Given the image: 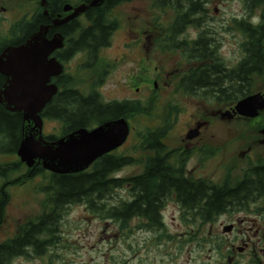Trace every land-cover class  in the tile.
Returning a JSON list of instances; mask_svg holds the SVG:
<instances>
[{
	"label": "rangeland",
	"instance_id": "374dc122",
	"mask_svg": "<svg viewBox=\"0 0 264 264\" xmlns=\"http://www.w3.org/2000/svg\"><path fill=\"white\" fill-rule=\"evenodd\" d=\"M152 5V0H131L108 12V18L115 22L116 28L110 37V44L102 50L99 61L101 66H109V74L94 90L99 93L103 102L137 98L141 108V111L136 110L129 117L132 127L130 136L126 143L115 151L116 154L133 153L138 135L158 125L170 107L177 109L178 125L169 140L174 145L178 144L179 134L184 127L211 111L209 102L204 98L174 93L173 87H170L171 83L165 87V76L172 72L174 79H178L179 68L184 64L180 51L168 52L156 48L155 33L159 31L155 30L154 19L159 18L166 23L173 14L171 10L161 12ZM207 8L204 26L217 33L224 55L229 59L235 56L238 58L239 56L234 54L239 46L234 37L236 28L233 22L245 17V11H248L246 0H209ZM259 10L255 8L253 11ZM198 32L191 27L186 34L188 38H195ZM83 61L81 55H78L70 62L67 71L69 80L63 87L77 88L88 94L93 91L91 82L103 67L98 70L83 69ZM155 81L163 90L152 94L150 92L155 86ZM260 84L261 82H257L253 88L259 87ZM247 119L248 121L231 125L215 123L217 137L208 142L217 146L222 156L217 164L207 165L208 169L202 177L219 182L228 163L239 168L244 166V155L250 154L256 158L264 154V142L260 136L262 134L258 132L264 126V110L257 117ZM61 126L56 120L45 119L43 134L58 136ZM134 155L136 158L139 153ZM140 156L144 158L145 155ZM5 160L14 161L18 160V157L15 154L9 157L0 156V162ZM24 167L20 173L25 172ZM143 168L142 164H129L117 172L116 176L129 178L141 173ZM46 185L47 176L45 178L43 175H35L29 181L23 180L6 186L9 200L2 212L4 220L0 223V242L14 237L21 224L42 214L47 196L42 189ZM127 198L125 191L120 189L113 194L112 202ZM249 209L234 216L243 218L246 215L259 214L256 213L255 206ZM162 216L165 230L148 231L139 228L138 219L129 221L127 226L123 227L113 219L93 213L85 204H72L64 211L54 243L42 255L18 256L10 264H247L252 259L257 260L258 264H264V257L255 258L252 249L246 256L238 254L237 247L241 246L239 238L247 224L236 226L232 232L225 233L222 231L223 226L233 223V218L229 215L213 223H187L181 219L180 210L170 204L165 206ZM254 230L247 233L253 236ZM231 255L237 256L230 261Z\"/></svg>",
	"mask_w": 264,
	"mask_h": 264
},
{
	"label": "trees",
	"instance_id": "16d2710c",
	"mask_svg": "<svg viewBox=\"0 0 264 264\" xmlns=\"http://www.w3.org/2000/svg\"><path fill=\"white\" fill-rule=\"evenodd\" d=\"M129 1L131 0H105L101 6L90 8L88 19L91 26L82 32L75 44L76 47L81 46L80 48L84 51H89V55L93 58L97 53L96 49L99 51L108 46L112 32L116 28L115 22L108 18V12ZM208 1L152 0V6L159 11L171 10L173 14L166 23H163L159 18L154 19L155 30L159 31V33H155L157 34L154 39L156 48L168 52L188 49L191 51L190 58L196 60L210 57L212 55L213 29L204 26L208 13ZM246 6L250 11L255 8H261V11H264V0H246ZM233 23L235 26H239L240 30H243V26L246 25L244 19L234 20ZM191 27L199 32L195 38L188 41L182 35ZM263 36L264 25L259 29H251L250 71H257L256 67L262 62ZM89 67L84 65L82 68L91 69ZM207 68L206 71L202 70L199 74L194 69L189 76L195 78L193 81H197V83H207L212 79V67L208 66ZM243 68L244 64L233 73L236 78L239 76L244 78V74H239ZM251 77H253V73H251ZM65 83H68V80ZM98 85L99 77L97 76L91 82L93 91L88 94L82 93L77 88L63 87L52 98L43 109L42 116L45 119L56 120L62 126L58 136L47 135L46 139L54 140L79 128L91 129L119 116L127 118L134 111L135 107L132 105L116 101L112 103L101 101L99 93L94 90ZM232 95H222L225 97L214 94L191 96H200L205 100L218 97L219 100L225 101L230 98L238 100L247 96L246 93H243V87ZM137 111H141L140 106H137ZM167 111V115L158 125L138 135L133 153L103 155L94 162L91 168L83 172L55 174L45 171L40 163L29 169L19 158L14 161H1L0 177L7 181L6 184L9 186L23 180L24 182L29 181L35 175H43L45 178L47 176V185L42 189L47 196L42 214L21 224L14 237L0 243V264H10L18 256L42 255L54 243L65 209L76 203L85 204L93 213H97L103 218L113 219L123 227H126L129 221L138 219L139 228L157 232L165 230L162 211L165 207L164 199L168 198L172 188L176 190L178 200L182 201L186 210L197 212L200 210L203 215H215L224 210L247 212L253 206L256 207V213L264 212V168L262 170L256 166L243 181L228 188L213 185L205 179L198 182V188H194L192 183L174 179L178 176L170 172V167L165 165L163 160L155 159L152 165L148 153L150 150L158 153L164 151L161 142L164 137V129L173 119L172 117H176V108L170 107ZM21 125L20 113L0 110V156L16 155L21 140ZM134 153H139V156L135 158ZM140 154L145 155V159ZM134 163L143 165L144 169L141 173L129 178L116 176V173L124 166ZM150 166H152V170H150ZM22 167L26 170L20 173ZM120 189L125 191L128 198L113 203V194ZM5 194L7 195L6 191ZM4 200L6 198L0 193V223H2ZM194 203L200 205L193 207ZM218 245L219 242H217ZM247 264L258 263L257 260L252 259Z\"/></svg>",
	"mask_w": 264,
	"mask_h": 264
},
{
	"label": "flooded vegetation",
	"instance_id": "af4514ba",
	"mask_svg": "<svg viewBox=\"0 0 264 264\" xmlns=\"http://www.w3.org/2000/svg\"><path fill=\"white\" fill-rule=\"evenodd\" d=\"M90 0H46L45 6L42 4V0H0V60L2 55L7 49L17 48L24 45L30 36L39 32L43 26H50L45 34L47 40L52 39L55 35H60L62 38V47L55 49L50 55L49 59L54 58L63 66V71L60 75L52 76L50 78V84H55L58 88V92L62 90L65 81L69 80L67 71L70 67V62L78 55L84 59L81 67L84 65L90 66L89 68L98 70L100 67L102 69L98 70L99 83H103L105 76L109 74V66L104 67L100 65L99 57L105 46L99 51L96 49V55L91 58L89 51H84L79 46L76 47V42L87 28L91 26L89 18V9L81 12L78 16L69 19L66 22L54 25V21L61 22L62 20L70 17L74 13V10L81 5H88ZM44 8L47 11H44ZM246 9L247 6H246ZM264 11H245L246 25L243 26V30H240L239 26H235L234 37L238 40V50L234 51V54L239 56L238 58L229 59L226 55L221 52V40L219 39L217 33L213 30V42L211 46L212 55L203 60H196L195 58H190L191 51L184 49L181 52L183 67L179 68L180 74L178 79H174L175 75L169 72L170 75L165 76L164 85L165 87H173L174 93L186 94V95H204V94H214V95H232L237 92L241 87H243V93L246 95L260 93L264 97V54L261 56V64L256 67L257 71H250V54H251V29H259L263 27L264 22ZM256 19V21H253ZM236 20V19H235ZM242 20V19H241ZM114 32V30H113ZM112 32V33H113ZM186 40H192L188 38L187 34H183ZM264 40V36L262 37ZM264 42V41H263ZM93 59V60H92ZM244 64L243 71L239 74H244L242 76L235 77L233 73ZM208 66L212 67L211 76L212 79L209 82L201 84L190 77V73L195 69L197 73H201L202 70L206 71ZM253 73V77H251ZM160 74V73H159ZM175 80V81H174ZM7 81V76L0 69V91ZM151 88L150 93H156L162 91L163 88L158 84ZM257 82H261L259 87L255 88ZM255 87L253 88V86ZM137 92L139 91L136 88ZM233 96V95H232ZM225 97V96H222ZM242 98V97H241ZM240 100V99H238ZM233 98L225 100H219L218 97L206 100L209 102V107L211 111L205 116H201L194 119L192 123L182 130L178 137V144L174 145L169 140L171 139L177 125L178 121L176 117H172L168 122V126L164 129L163 144L164 151L158 153L157 151L150 150L148 153L149 161L153 162L155 159L163 160L165 165L170 167V172L177 175L178 178L186 182L192 183L194 188H198V182L202 179L210 181L213 185H220L226 188L234 186L237 182L243 181L246 176L253 172V168L256 166L263 170L264 168V154L260 157H251L250 154L244 155V166L232 167L231 163H228L226 169H224L223 177L221 181H214L211 178L202 177L205 174L204 171L207 170V165L212 166L217 164L218 159L222 156L219 152L217 146L209 143L210 139L216 138L215 134V123H223V125H231L238 122L248 121V117L240 116L235 114L230 120L221 116V113L233 110L236 102ZM124 103L127 105H132L135 107L134 111L130 113L128 118H126L130 128V116L133 112L137 110L138 99L137 98H122L121 100H107L104 103L112 102ZM211 104V105H210ZM150 108V99L148 109ZM8 111L5 106L0 102V110ZM13 113V112H10ZM21 114V113H20ZM199 116V114H197ZM22 117V114H21ZM124 118V117H118ZM117 119V118H116ZM245 123V122H244ZM264 128L262 126L258 132ZM130 129V132H131ZM195 129L197 135L194 137H187V133L190 130ZM262 134V133H261ZM264 142V134L260 135ZM126 143V142H125ZM121 148V147H120ZM112 153H116L115 151ZM243 158V157H242ZM151 164V163H150ZM152 166H150V170ZM144 169V168H143ZM214 172V171H211ZM247 180H249L247 178ZM3 178L0 177V193L4 195L6 200L3 202V206L8 204V196L5 194V189L8 186ZM165 206L173 205L176 209L180 210V217L183 222L194 223V222H207L213 223L217 222L220 218L229 215L232 219L231 223L234 230L236 226L244 227L243 235L239 238L243 250L238 251L240 256H246L248 251L252 249L253 256L260 259V256L264 257V212L259 213L257 216H244L237 217L234 216L236 213L246 212L244 210L240 211H221L218 214L203 215L200 210H186L182 204V201L178 200L177 192L174 188L168 198L164 199ZM200 204L194 203L193 207H197ZM165 208V207H164ZM201 212V213H200ZM163 217V216H162ZM2 218V223H3ZM255 225H258L256 228ZM253 229L254 235L250 236L247 232L252 233ZM255 240V242L253 241ZM4 242V241H3ZM1 243V242H0ZM237 255H231L229 260L231 261L233 257Z\"/></svg>",
	"mask_w": 264,
	"mask_h": 264
},
{
	"label": "water",
	"instance_id": "95a60500",
	"mask_svg": "<svg viewBox=\"0 0 264 264\" xmlns=\"http://www.w3.org/2000/svg\"><path fill=\"white\" fill-rule=\"evenodd\" d=\"M105 0H90L81 5L70 17L54 25L78 16L88 8L99 7ZM43 6L46 0H42ZM44 11H47L44 9ZM50 26L29 37L17 48L5 51L0 60V69L7 81L0 91V102L10 112L22 114L21 140L16 154L28 168L40 163L42 168L55 174H72L88 169L98 158L120 147L127 139L130 127L125 118L105 121L91 129L79 128L54 140L43 135L41 113L57 92V86L50 84L52 76L60 75L63 66L49 55L62 47V38L55 35L47 40L45 34ZM264 110V97L260 93L240 99L233 110L221 113L231 119L233 115L255 118ZM264 134V128L261 130ZM197 135L195 129L187 137ZM233 225L223 226L222 231L231 232ZM239 251L243 247L238 248Z\"/></svg>",
	"mask_w": 264,
	"mask_h": 264
}]
</instances>
